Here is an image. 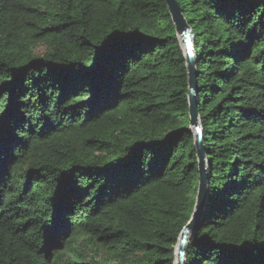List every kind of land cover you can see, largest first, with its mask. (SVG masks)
I'll list each match as a JSON object with an SVG mask.
<instances>
[{"label":"trees","instance_id":"16d2710c","mask_svg":"<svg viewBox=\"0 0 264 264\" xmlns=\"http://www.w3.org/2000/svg\"><path fill=\"white\" fill-rule=\"evenodd\" d=\"M175 1L186 264H264V0ZM188 94L165 0H0V264H175Z\"/></svg>","mask_w":264,"mask_h":264},{"label":"water","instance_id":"95a60500","mask_svg":"<svg viewBox=\"0 0 264 264\" xmlns=\"http://www.w3.org/2000/svg\"><path fill=\"white\" fill-rule=\"evenodd\" d=\"M172 22L175 26L177 36L184 52L186 68L189 81V107H190V131L194 137V148L198 158L199 183L195 198V205L190 221L183 229L178 245L176 247L175 264H186V253L189 240L195 230V227L201 217L205 207L208 195L209 175L207 173L206 153L204 147V132L200 124L198 114V91L196 81V54L195 35L187 24L183 14L180 11L175 0H165ZM198 129V131H197Z\"/></svg>","mask_w":264,"mask_h":264},{"label":"snow or ice","instance_id":"6c2138e0","mask_svg":"<svg viewBox=\"0 0 264 264\" xmlns=\"http://www.w3.org/2000/svg\"><path fill=\"white\" fill-rule=\"evenodd\" d=\"M197 131H198V129H197Z\"/></svg>","mask_w":264,"mask_h":264},{"label":"rangeland","instance_id":"374dc122","mask_svg":"<svg viewBox=\"0 0 264 264\" xmlns=\"http://www.w3.org/2000/svg\"><path fill=\"white\" fill-rule=\"evenodd\" d=\"M43 51V50H42Z\"/></svg>","mask_w":264,"mask_h":264}]
</instances>
